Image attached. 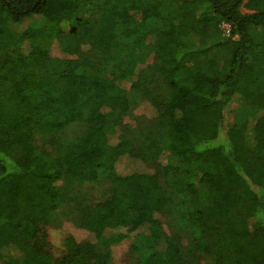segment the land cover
<instances>
[{
  "label": "trees",
  "instance_id": "16d2710c",
  "mask_svg": "<svg viewBox=\"0 0 264 264\" xmlns=\"http://www.w3.org/2000/svg\"><path fill=\"white\" fill-rule=\"evenodd\" d=\"M122 242L264 264V0H0V264Z\"/></svg>",
  "mask_w": 264,
  "mask_h": 264
},
{
  "label": "rangeland",
  "instance_id": "374dc122",
  "mask_svg": "<svg viewBox=\"0 0 264 264\" xmlns=\"http://www.w3.org/2000/svg\"><path fill=\"white\" fill-rule=\"evenodd\" d=\"M23 27L25 26V24L22 25ZM20 26V27H22ZM223 28H226L225 26H223ZM57 51H55L56 53ZM139 107H145V105H143L141 102L135 103L132 107V111L134 110V113H137V110ZM146 111V109H145ZM147 115L151 114L149 112H146ZM149 116V115H148ZM165 155H162L160 157V161L161 162H165ZM135 166V165H134ZM133 165H130L129 163L126 162V160H123L122 162H120L118 164L119 167V171L122 172L124 171V173H127V170H133L134 168ZM135 167L140 168L141 166L139 164H137ZM122 168H126V170L122 169ZM132 168V169H131ZM142 169V167H141ZM126 171V172H125ZM123 173V172H122ZM66 234H71L72 236H74L76 239H81V238H86L87 237V233L85 231L82 230H78L75 227H73L72 225L68 224V223H64L61 229H51L49 231V240L51 241V243L56 246V247H60L62 240L64 238V236ZM127 242H122L116 246L113 247V255H114V259L113 262L111 264H125V260L124 257L122 256L124 252H126L127 249ZM136 256L134 257L133 260H135ZM130 262H133L131 260V258L128 260V264H130Z\"/></svg>",
  "mask_w": 264,
  "mask_h": 264
}]
</instances>
